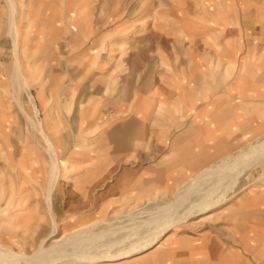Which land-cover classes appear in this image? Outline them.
<instances>
[{
  "label": "crops",
  "instance_id": "1",
  "mask_svg": "<svg viewBox=\"0 0 264 264\" xmlns=\"http://www.w3.org/2000/svg\"><path fill=\"white\" fill-rule=\"evenodd\" d=\"M5 1L0 0V3L5 4ZM39 1L46 2L13 0V3ZM85 1L88 3L86 10L94 16L101 0ZM190 3L204 5L205 21L213 23L215 19H221L220 37H213V24H205L203 34L193 39L175 29L172 44L168 47L160 44L153 59L149 56L136 63L126 60L139 50L132 49L135 43L129 44L130 37L118 38L120 42L114 45L115 50L113 47L107 49L105 56L109 55V59L115 56L114 67L122 68L125 63L126 68L131 69L130 75H112L114 72L110 70L95 71L92 76L95 84L101 82L102 85L100 96L94 102L95 115L101 120L87 124L84 131L97 132L98 162L87 152L84 168L80 161L77 173H61L50 197L56 224L63 226L70 221H85L87 211L99 210L110 201L115 202V210L128 211L141 205L139 202L146 197L172 195L177 184L192 179V172L197 174L205 165L208 166L201 171L224 161L230 157L231 150L243 148L263 135L260 133L264 132V73L251 70L247 78L235 74L236 81H233L230 68L238 62L263 60L264 0H221L222 6L218 0H191ZM215 5L218 11H215ZM150 13L153 15L148 8L140 23L149 22ZM2 14L3 10L0 15L3 18ZM160 16L157 11V17ZM93 20H85L83 28L90 27ZM82 22L79 21L77 26ZM29 25L20 23L18 29L21 34L19 46H27L25 51L31 50L29 45L34 42L26 30ZM63 25L62 28L70 33V44L79 43V35H74L73 27L66 20ZM3 28L5 25L0 26V53L4 57L6 35ZM146 29V34H150L148 25ZM106 31L111 34L112 29ZM93 33L92 41H82L83 47L79 51L85 54L79 57L86 58L91 45L95 52L101 50V31L94 28ZM162 34L165 33L158 35ZM25 36H28L26 41ZM51 37L58 41L61 36ZM86 41L90 43L87 45ZM53 46L58 51L66 47L63 44ZM145 46L140 45L141 48ZM96 56L98 54L91 59L95 64ZM253 66L264 67V64ZM83 82L90 81L85 79ZM108 85L113 86L108 88ZM19 172L16 182L8 183L7 187L0 186V203L6 191L10 194L9 200L20 197L15 200V209L14 204L8 208L15 213L13 218H8L9 222L26 218L30 209L37 211L39 206L46 205L48 186L40 189L31 172L22 171V168ZM256 194L245 197L236 205L233 211L236 213L227 224L207 228L199 234L177 235L163 251L159 250L160 244L167 238L149 252L137 254L145 251L148 244L125 257H117L115 261L107 259L111 263L102 264H264V192ZM1 204L0 211H3L6 204L4 201ZM124 205L126 208H122ZM70 211L80 212L69 214ZM88 224L84 222L73 229Z\"/></svg>",
  "mask_w": 264,
  "mask_h": 264
},
{
  "label": "rangeland",
  "instance_id": "2",
  "mask_svg": "<svg viewBox=\"0 0 264 264\" xmlns=\"http://www.w3.org/2000/svg\"><path fill=\"white\" fill-rule=\"evenodd\" d=\"M6 1L5 4L0 3V15L2 10L4 11L3 18L0 16L2 19L0 26L5 25L2 32L6 35L4 57L0 53L1 187H7L8 183L16 182V178L20 177L19 169L22 168V171L32 173L38 188L42 189L46 186L49 188L52 177V160L49 153L51 147L55 150L58 165H60L58 181L64 171L77 173L80 161L83 162L84 168L87 152L94 155L95 162H98L96 157L98 144L96 145L95 142L97 132L96 130L84 131L87 124H96L101 120L100 116L95 115L94 102L100 96L102 85L101 82L95 84L92 76L95 75V71L110 70L114 72L112 75H130L131 69H127L125 63H122V68L116 69L115 56L112 59H109V55L105 56L108 48L113 47L112 49L115 50L114 45L120 42L118 38L130 37L129 44L135 43V48L132 49H139L126 59L134 63L136 60L148 59L149 56V59H153L156 48L160 44L166 47L172 44L175 29H180L181 35L187 33L191 39L203 34L207 27L205 24H213L214 38L220 37V30H222L221 19H215L213 23L205 21V9L202 8L204 5L191 4V0H101V3L96 5L94 16L88 12L89 9L86 10L88 3L85 0H81L80 3H70L69 0H54V3H48L51 0H45L46 2H22L21 4H14L13 0ZM144 1L146 2L143 3ZM218 1L221 5V0ZM148 8L149 12L151 10L153 12V15L150 13L152 18L149 22L142 24L141 17ZM218 10L219 8L215 5V11ZM157 11H160L162 16L157 17ZM65 20L73 27L74 35H79V43L70 44V33L62 28ZM85 20L87 22L93 20L91 26H87L86 29L83 28ZM79 21L84 22L77 26ZM20 23L30 24L26 30L34 42L32 45L28 44L32 48L29 51L24 49L27 46L20 45L22 51L19 46ZM147 25L150 34H146ZM94 28L101 31V50L95 52L91 45V51L86 53L87 57H79L85 54L79 51V48L83 47L82 41L93 40ZM109 29H112L111 34H109L110 31H106ZM159 32L165 34L158 35ZM51 36L61 37L55 41V38ZM27 38L28 36H25V41ZM21 42L24 44V41ZM85 43L88 45L90 41ZM55 44H63L66 47L58 51L53 46ZM141 44L146 45L145 48H141ZM97 54L95 64L94 59L92 61L91 59ZM122 57L120 55L121 61H124ZM119 63L120 61L118 65ZM257 63L264 64V57L261 62L257 60L238 62L235 67L231 66V80L236 81L235 74L247 78L251 70L264 73L263 66H253ZM133 70L135 71V68ZM84 73H87L90 78ZM85 79L90 82L84 83ZM112 86L108 85V88ZM106 91L108 93V90ZM40 130L45 133L46 138ZM260 134L263 135L258 140L247 143L243 148L231 150L230 157L242 155L253 149L255 145L264 144V132ZM205 166L201 167L197 174L192 172L190 174L192 178L199 175ZM190 180L186 179L177 184L172 195L146 197L144 201L139 202L141 205H135L131 210L117 211L115 202L110 201L105 206L96 207L101 210L87 211L85 221L79 223L70 221L63 226L56 224L52 212L49 208L47 209V202V207L41 205L37 211L32 208L28 211L26 218L22 217L19 221L9 222L8 218H13L15 213L8 208L14 204L15 209V200H19L20 197L14 199L12 197L9 200L10 194L6 191V196L2 199L6 205L3 211H0V251L9 250L15 256H24L21 264H87L83 258L100 256L99 253L103 247L105 250L107 246L114 244L117 250H127L140 246L158 235V230L161 231L164 226L167 227L171 223L169 227L172 225L173 227L163 231L160 236L154 238L153 243L150 242L145 251L137 254L141 255L153 250L158 243L167 238L165 243L160 244L159 250L163 251V248L169 245V241L177 235L199 234L207 228H217L229 223V218L236 213L233 211L238 203L253 193L264 192V165L261 162L239 165L232 175L229 186H226L227 180L218 182L227 187L226 200L214 207L210 213L195 215L185 220V214L179 211L181 202L184 200V189L188 190L187 188L193 186L189 187L193 182ZM206 186L208 185L203 183L195 187V190H200V193L210 190ZM39 199L38 202H41ZM185 200L189 203L190 197H185ZM106 207L107 210H105ZM79 212L70 211L69 214ZM164 212H169L167 214L172 216H166L167 218L164 219ZM176 214H178L177 217ZM84 222L89 223L86 225V232H89L91 241H88V237L85 239L84 236L80 237L76 234L68 235L80 229V227L73 228ZM98 235H101L103 239L96 238ZM62 236L66 238L59 244L60 247L51 248L54 245L53 241ZM77 236L80 239L74 240ZM102 263L111 262L103 260L94 264ZM0 264L9 263L1 258Z\"/></svg>",
  "mask_w": 264,
  "mask_h": 264
},
{
  "label": "bare ground",
  "instance_id": "3",
  "mask_svg": "<svg viewBox=\"0 0 264 264\" xmlns=\"http://www.w3.org/2000/svg\"><path fill=\"white\" fill-rule=\"evenodd\" d=\"M10 4H11V1H10ZM18 74H19V72H18ZM41 134L46 138V135L44 132L41 131ZM45 141H47V139ZM49 153L51 156L50 159L52 160V177L50 176L51 177V183H50V187L48 188V191H47L46 202H47V205H48L50 212H52L51 211L50 197H51L52 191L54 190V188L56 187V184H57L58 172H59V166L60 165H58V158H57V155L55 153V150L52 147H51ZM263 155H264V144H261L258 146L255 145L253 149L244 152L242 155L228 157L225 160L223 159L224 161L217 163L216 165H212L207 169H204L202 172H200L199 175H197L195 178H192L190 181L191 182L193 181V182L189 185V187H191L192 185L193 186L191 188H187L188 190L184 189V193H183V199L184 200H182V202H181V210L179 211V212L185 214V216H184L185 220L188 219L189 217H192L195 215L210 213V211L214 207H216L217 205H219L220 203L225 201L227 198V196H225V190L227 188L226 186L230 185L232 175L236 171L237 167L241 164L250 163V162H252V163L261 162V164L264 165V159H262ZM223 180H227L226 186H223V184L218 183L219 181H223ZM203 183L207 184L208 186H206V187H209L210 190H208V191L205 190L204 192H201V193H200V190H195V187H197L199 185H203ZM185 197H190L189 203H187V201L185 200ZM167 213H169V212L163 213V215L165 214L164 219L167 218L166 216L171 215V214H167ZM177 215L178 214H176V217H177ZM184 218H182V219H184ZM170 225H171V223H170ZM170 225H167V227L164 226V228H162L161 231L158 230L159 231L158 235L152 237L151 240H148V243H145V244L141 243L142 246L140 245V247L139 246L137 248L131 247V248H128L127 250L126 249L117 250L113 246L114 244H112L110 246H107L105 250L103 249L104 247L101 248L102 250L99 253L100 256H90L87 258H83V261L85 260L84 262H87V264H91V263L94 264V263H97L98 261H103V260H107V259L114 260L117 257H121V258L125 257L127 254L131 253L132 251L138 250V249H143V248L147 247L146 245L150 244V242L153 243V241H155L154 238H156L157 236H160L163 233V231L165 232L169 228L173 227V225L171 227H169ZM157 228H159V227H157ZM86 229H87V226H85V227L81 226L80 229H77L76 231H74L68 235H75L76 234L80 237L84 236V238L86 239L87 237L89 238V236H88L89 232H86ZM153 233H154V231H153ZM108 234H106V235H108ZM68 235H66V236H68ZM66 236H62V238L54 240L53 241L54 245L51 248H59L60 247L59 244L66 238ZM78 236L75 237L74 240L76 238L80 239V237H78ZM101 237H102L101 235L100 236L98 235L96 238L103 239ZM96 238H94V239H96ZM88 241H91L90 238ZM144 242H146V241H144ZM102 251H104V252H102ZM105 251H107V252H105ZM1 258L7 260V263H9V264H21V263H23V260H24V256H18V255L15 256L11 252H9V250H4V252L0 251V259ZM81 260H82V258H81Z\"/></svg>",
  "mask_w": 264,
  "mask_h": 264
}]
</instances>
